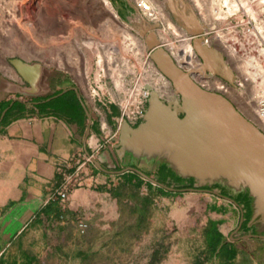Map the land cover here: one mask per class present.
I'll use <instances>...</instances> for the list:
<instances>
[{
	"label": "crops",
	"instance_id": "0c3cea01",
	"mask_svg": "<svg viewBox=\"0 0 264 264\" xmlns=\"http://www.w3.org/2000/svg\"><path fill=\"white\" fill-rule=\"evenodd\" d=\"M118 1L126 13L117 11L129 18L127 3ZM36 69L32 84L9 71L0 75V264H40L64 226L84 232L136 188L151 201V213L169 209L167 224L188 225V232L172 233L177 244L164 253L166 264H264V224L254 217L249 188L224 180L195 188L196 178L167 158L121 154L119 106L92 98L62 70ZM84 157L87 168L68 201H48L73 158Z\"/></svg>",
	"mask_w": 264,
	"mask_h": 264
},
{
	"label": "rangeland",
	"instance_id": "374dc122",
	"mask_svg": "<svg viewBox=\"0 0 264 264\" xmlns=\"http://www.w3.org/2000/svg\"><path fill=\"white\" fill-rule=\"evenodd\" d=\"M109 1L119 14V19L113 17V13L107 9L103 0H0V75L8 71L14 76L19 75L11 63L13 59L38 62L51 70H62L81 82L92 98L105 96L109 102L116 103L120 109L118 125L123 116L122 123L126 120L132 126H138L144 120L149 106L150 92L154 90V86L152 80L150 83L149 79L144 77L139 79L133 75L134 72L142 73L149 70L148 67L138 64L132 59V53L127 52L125 56L131 58L128 66L134 72L132 74L130 71L125 72V78L120 80L124 84L118 83L116 79L122 73L119 71L127 67L121 58L122 53L117 54L119 59L115 60V63L112 62V70L108 72L110 65L105 64L104 59L99 62L100 57L98 58L99 54L94 46H98V43L109 44L112 40L115 45L121 44L125 36L118 34L112 26L119 29L126 26L128 31L134 34L130 32L131 35L139 37L144 43L147 54L143 56L144 58H148L150 53L146 43V35L150 31H154L163 44V37L174 41L176 49L187 47L179 41L184 34L192 36L190 44L196 54L193 44L195 36L190 31L194 24L200 21L204 27V33L201 35L202 44L215 48L224 55L234 74L232 82L207 71L198 53V61L188 67L171 48L169 49L165 44L163 46L181 68L190 72L192 78L197 72H204L209 78L211 77L209 82L213 80L211 83L214 85L208 88L203 87L202 82L195 81L205 89L230 95L229 98L236 103L237 108L260 128L254 105L249 102L254 98L247 94L245 88L237 87L235 80L241 81V75L233 68L230 58L217 43L216 30L231 16V12L228 11V6H231L228 5L229 0H223V6L220 7L224 12L217 17H212L211 12L208 14L209 0H153L165 14L159 20L147 15L137 0H125L129 18H122L117 9L126 13L124 5L118 0ZM108 27L111 33L107 32ZM92 41L96 42V45ZM101 53L102 51L100 55ZM152 62L154 63L153 60ZM99 63L107 69L103 67L101 70L102 64ZM134 78L135 81H132ZM155 79L154 83H156ZM241 82L244 83L243 80ZM171 85L173 90L171 96L163 95L167 101L177 96L172 83ZM219 85H228V91L223 89L220 91L217 88ZM132 89H135V92ZM103 123L108 125L105 121ZM219 180L226 181V179ZM200 184L196 179L191 186L199 188ZM213 185V182L206 184L207 187ZM133 206L134 201L129 196H125L122 203L103 211L104 218L95 217L93 226L87 223L84 232L75 224L64 226L61 230V240L51 242V247L41 258L40 264H166L167 256L164 253L171 252L172 245L177 244V239H173L172 233L188 232V225L185 227L167 224L169 209L152 210L145 224H141L138 213L133 211ZM153 221L159 224L151 225L150 222ZM155 250L160 251V258L152 261Z\"/></svg>",
	"mask_w": 264,
	"mask_h": 264
},
{
	"label": "water",
	"instance_id": "95a60500",
	"mask_svg": "<svg viewBox=\"0 0 264 264\" xmlns=\"http://www.w3.org/2000/svg\"><path fill=\"white\" fill-rule=\"evenodd\" d=\"M204 27L197 21L191 33L194 47L207 71L232 82L233 72L224 55L202 44ZM150 58L171 81L176 97L165 100L152 91L143 122L133 127L122 123L117 148L169 159L185 177L201 184L226 179L234 188L247 187L254 196V217L264 224V132L222 93L201 87L180 68L157 34L146 35ZM11 63L28 83L30 70L42 66L22 59ZM75 89V88H74ZM154 184L158 181L133 167Z\"/></svg>",
	"mask_w": 264,
	"mask_h": 264
},
{
	"label": "bare ground",
	"instance_id": "6f19581e",
	"mask_svg": "<svg viewBox=\"0 0 264 264\" xmlns=\"http://www.w3.org/2000/svg\"><path fill=\"white\" fill-rule=\"evenodd\" d=\"M103 1H104L105 5L107 6V9H109L113 13V17L116 19H119V14L115 11V9L113 8L110 1L109 0H103ZM137 1H138V4L142 7V9L147 13V15L154 18L155 20L162 19L165 16V14H163V12H162L163 10L160 9V6L157 7L158 6V5L156 6L157 3L155 4L153 2V0H137ZM230 4H231V6H228V8H229L228 11L231 12L230 18L229 19L227 18L228 21L227 22L225 21L226 23L224 22L225 24H223L222 26L219 27V25H218L219 28L216 30V33H217L216 37H217V41H218L217 43H219L220 48L230 58L231 65L234 66L233 68L235 70H237V73L239 71V73L241 75V79L243 80L244 83L241 82L242 80L240 81L237 79V80H235L236 85L238 88H241V89L245 88L247 94L249 96H251L252 98H254V100L251 99V100H249V102L254 105L256 116L259 119V121L261 122V124L264 126V0H229L228 5H230ZM207 5H210V7H208V14L210 12L213 13L212 17H214V16L217 17V15L221 16V14H223V12H224L222 7H220V6H223V0H209V4H207ZM115 27L112 26V29H114L118 34L120 33L121 35L125 36V37L123 36L124 41H122V43L119 44L120 46L117 44L115 45L113 43L114 42L113 40L110 41L109 44L103 43L102 45H99V43H98V46L96 45V42L92 41L93 44L97 46V47L94 46V49H96L98 54H99V56H98V58L100 57L99 62L100 61L102 62L104 59L105 64L110 65V67H111V68L108 67V72H111L112 62L115 63V60L119 59V56L117 54L119 52H121L122 53L121 58L124 60V64H126L127 67H125L124 69H121L119 71V72H122L121 73L122 77H121V75H120V77L118 76L116 81L118 83H120L121 82L120 80L125 78V75H124L125 72L127 73L128 71H130L131 74H132V72H134V70L130 66H128L129 60L131 61V58L129 59L128 57L125 56V54L127 52H131L132 53V56H131L132 59H135L138 62V64L141 63V64L147 66L149 69V70L144 71L142 73L141 72L140 73L134 72L133 76H137L139 79H141L143 77L146 78L147 80L149 79L148 81H150V83L152 80L154 90L159 95H161L162 98H163L164 94L171 96V94L173 93V90L171 87L172 86L171 81L168 78H166L165 75H163L161 73L162 71L156 67V65L154 64L155 62L153 63L151 59H148L150 57V53H149L148 58L145 57L146 58L145 59L143 57L146 54L145 53L146 51H145V45L142 42V40L139 37L137 38V36L134 37L133 36L134 34L130 31L133 34V35H131V33L128 31V28L126 26H124L123 28L120 27L122 29H119L118 27L115 28ZM110 28H111V25H110ZM110 28L108 27V31H107L108 33H111ZM182 31H183V29H182ZM182 31H181V33H183ZM213 32H215V31H213ZM203 33H204V30H203ZM201 35H199V36L202 38ZM194 36L196 37V35H194ZM191 38H192V36H187V34H184L182 36V38L179 39V41L181 42V44H186L187 47L184 49H176L174 47V43H175L174 41L168 39L167 37H163L164 44L167 45L169 47V49L171 48L174 51L175 55L179 59H181V61H183L185 63V65H188V67H190L189 65L198 61V59L200 58V57L198 58L197 53L195 54V51L193 50V48L190 44ZM92 42H91V44H92ZM159 42H160L161 46L164 45L163 42L162 43H161V41H159ZM202 42H203V38H202ZM91 44H89V45H91ZM91 46H93V45H91ZM134 47H137V49ZM100 50L102 51L101 55H100V52H101ZM174 61H175V59H174ZM176 64H177V62H176ZM228 65H229V63H228ZM117 66H118V64H117ZM117 66H115V68ZM103 67L104 66L102 64V66H100V69L103 70ZM36 68H38V67L32 68L33 70L31 69L30 72L31 71H33L35 73L38 72ZM105 68L106 67H104V69ZM184 71L187 72L191 76L190 72H188L186 70H184ZM130 72H129V74H130ZM103 74L104 73H102V75ZM30 76H31V73H29V77ZM214 76H213V79H215ZM210 78L204 72L203 73L197 72V74H195L192 79L194 81L196 80L198 82L199 81L202 82L201 83L202 86L208 88L210 85L211 86L214 85L211 83L213 80H211V82H209ZM154 79L156 80V83H154ZM132 81H135V78ZM221 83H223V82H221ZM122 84H124V83H122ZM139 85H141V84H138V86ZM227 86L226 85H219L217 88L220 91H221V89H223V91L224 90L228 91ZM214 87H216V86H214ZM101 88H103V87H101ZM132 90L135 92V89H132ZM154 90L153 89L151 90L150 96H151L152 91H154ZM210 91H212V90H210ZM147 95H149V94H147ZM105 126H107V125H105ZM98 146H99V143L96 144L95 148H97ZM89 159H90L89 157L88 158H86V157H84V158H73L71 168L69 170H67L66 174L62 175L60 183L58 184V186H56L57 188L54 189L55 191L48 198V201H57V202H58V200L61 202H67L68 201V198H69L71 192L75 189L77 183L82 179V176H83V174L87 168V163H88Z\"/></svg>",
	"mask_w": 264,
	"mask_h": 264
},
{
	"label": "trees",
	"instance_id": "16d2710c",
	"mask_svg": "<svg viewBox=\"0 0 264 264\" xmlns=\"http://www.w3.org/2000/svg\"><path fill=\"white\" fill-rule=\"evenodd\" d=\"M168 185V184H167ZM138 188L131 189L130 193H127L126 196H129L134 201L133 211L135 213H138L139 215V222L141 224H145L147 221V218L151 214V201L148 198H143L137 191ZM117 197L122 198V195H119ZM160 252L155 250L154 254L152 256V261L159 260Z\"/></svg>",
	"mask_w": 264,
	"mask_h": 264
},
{
	"label": "flooded vegetation",
	"instance_id": "af4514ba",
	"mask_svg": "<svg viewBox=\"0 0 264 264\" xmlns=\"http://www.w3.org/2000/svg\"><path fill=\"white\" fill-rule=\"evenodd\" d=\"M235 105H236V103L235 102H233ZM237 106V105H236Z\"/></svg>",
	"mask_w": 264,
	"mask_h": 264
}]
</instances>
